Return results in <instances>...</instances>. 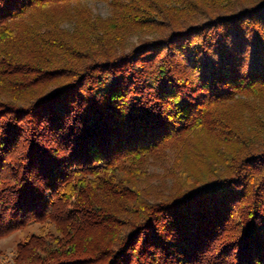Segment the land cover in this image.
Segmentation results:
<instances>
[{"label": "trees", "instance_id": "1", "mask_svg": "<svg viewBox=\"0 0 264 264\" xmlns=\"http://www.w3.org/2000/svg\"><path fill=\"white\" fill-rule=\"evenodd\" d=\"M0 0L6 264H264V0Z\"/></svg>", "mask_w": 264, "mask_h": 264}, {"label": "rangeland", "instance_id": "2", "mask_svg": "<svg viewBox=\"0 0 264 264\" xmlns=\"http://www.w3.org/2000/svg\"><path fill=\"white\" fill-rule=\"evenodd\" d=\"M82 2L91 9L93 14L106 18L110 14V8L107 3L99 0H82ZM40 231L48 236H56L57 232L53 225H35L25 230L18 231L8 237L0 239V264L10 263L17 246L22 243L28 236L33 234L39 235Z\"/></svg>", "mask_w": 264, "mask_h": 264}]
</instances>
